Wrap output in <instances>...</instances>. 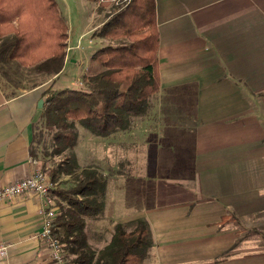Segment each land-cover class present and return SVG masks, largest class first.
<instances>
[{"label":"crops","instance_id":"0c3cea01","mask_svg":"<svg viewBox=\"0 0 264 264\" xmlns=\"http://www.w3.org/2000/svg\"><path fill=\"white\" fill-rule=\"evenodd\" d=\"M81 1L91 18L88 42L79 49L68 38L62 73L43 72L47 80L24 86L32 67L0 59V186L41 165L31 151L43 91L67 66L83 75L105 39L90 33L107 11ZM154 1L159 89L132 116V167H153L132 180L150 183L151 193L137 187L143 200L118 214L107 185V222L146 219L152 245L140 264H264V237L254 232H264V0ZM11 38L0 39V48ZM47 206L34 192L0 206V244L8 247L0 264H52L39 236V209ZM230 213L237 220L222 222ZM99 216L86 219L88 242L98 249L113 233Z\"/></svg>","mask_w":264,"mask_h":264},{"label":"trees","instance_id":"16d2710c","mask_svg":"<svg viewBox=\"0 0 264 264\" xmlns=\"http://www.w3.org/2000/svg\"><path fill=\"white\" fill-rule=\"evenodd\" d=\"M7 35L12 38L1 43L0 59L51 75L63 72L68 26L56 0H0V39ZM91 36L119 42L103 44L89 55L82 76L86 86L59 88L53 80L42 93L41 121L51 146L45 155L58 156L42 167L56 209L52 235L60 242L65 264H140L152 245L144 218L116 222L109 242L99 249L88 242L86 219L102 214L107 177L98 167H82L66 150L76 143L77 124L97 136L127 129L159 89L155 1L127 0L116 6ZM31 154L36 156L33 150ZM62 176L72 182L57 188L54 183ZM229 220L237 218L230 213L221 219ZM254 232L264 237V232Z\"/></svg>","mask_w":264,"mask_h":264},{"label":"rangeland","instance_id":"374dc122","mask_svg":"<svg viewBox=\"0 0 264 264\" xmlns=\"http://www.w3.org/2000/svg\"><path fill=\"white\" fill-rule=\"evenodd\" d=\"M56 1L58 2V5H60V7L62 5V1L65 4L64 15L66 17L63 14L62 17L65 22L66 19L67 21L68 19L70 21V23H66L67 26L69 25L68 38L72 36L74 45L77 43V48L84 49V45L88 42L89 38V33H86L88 30L87 24L91 22L89 7L83 5L82 1L80 2V0ZM101 1H104L106 5L100 4ZM100 2L88 3L87 0H83V3H87L88 5H98V7H96L98 11L102 8L105 9V11H107L106 16L112 13L116 6H122V3H124V1H121L118 4H114L113 0H100ZM79 8H82L81 13ZM105 39L101 42V44H115L119 42L108 38ZM101 44L97 45V48L101 47ZM35 72L38 71L33 67L25 69L24 74L26 81L24 86H29L32 83H38L39 81L47 80L48 76L45 75L46 73L42 72V74L39 75ZM82 72L83 71H81L80 68H76V66L72 68L67 66L64 73L58 78L54 79V86L59 88H76L79 87V85L86 86V83H83L84 79L82 78ZM0 80L2 84L5 83L4 79L0 78ZM18 83L20 82L18 81ZM76 83H78V85H76ZM5 87L9 88L10 85H6ZM8 91L10 90L8 89ZM42 125V121L34 125V133L36 135V138L32 143V149L35 152L36 157L40 161L41 168L43 167L45 169V167L52 164V162L57 161L58 156L45 155L47 151L49 152L51 150V146L49 135ZM76 132V143L72 150H66V153L69 152L73 154L82 167L94 166L98 167L104 172L107 177L108 202L114 205H118L116 210L118 214L128 211V209L131 207L134 209L139 205V202L143 200L138 198L137 194L135 195V193L137 192V187L140 186L141 190H143L145 193H147V196H149V193H151L150 183L141 181L134 182L135 178L132 180L133 176H136V174H138V171L140 172L139 175L145 176L148 175L150 169H153L152 166L147 165H139L136 168L132 167V119L130 120V124L127 129L117 130L107 136L94 135L78 124L76 125ZM139 179H141V177ZM71 182L72 181L70 179V176H62L54 184L57 188H65L70 186ZM130 195H132V197H130ZM48 197L50 199V206H52L53 199L50 195V192H48ZM104 209L103 212H101L102 214L96 219H100L101 216L105 214L104 219L101 218V221H105V225H109L110 227L112 226V229L114 230L115 221H113L112 224L107 222L108 218L106 215H108V212L106 208ZM110 211L111 210H109V212ZM96 223L102 222L98 220V222ZM110 238L111 236H109L108 231H106L103 234V239H100L101 244L103 243L104 245H106L109 242ZM94 248L98 249L96 246Z\"/></svg>","mask_w":264,"mask_h":264},{"label":"built area","instance_id":"2783aa9c","mask_svg":"<svg viewBox=\"0 0 264 264\" xmlns=\"http://www.w3.org/2000/svg\"><path fill=\"white\" fill-rule=\"evenodd\" d=\"M127 0H113L114 4ZM51 182L48 175L43 171L41 165L33 172L20 177L8 184L0 186V206L11 198L25 192H34L46 199L48 205H50V199L48 197L49 189L51 188ZM39 213L42 217L41 230L39 236L47 244L50 249V258L52 264H65L62 256V249L60 242L52 235V221L56 215V209L52 206H47L39 209ZM8 253L7 245L0 244V258L5 257Z\"/></svg>","mask_w":264,"mask_h":264},{"label":"water","instance_id":"95a60500","mask_svg":"<svg viewBox=\"0 0 264 264\" xmlns=\"http://www.w3.org/2000/svg\"><path fill=\"white\" fill-rule=\"evenodd\" d=\"M43 105V99H40L39 102H38V106H42Z\"/></svg>","mask_w":264,"mask_h":264}]
</instances>
